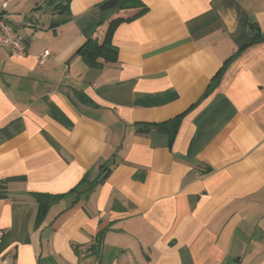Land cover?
<instances>
[{
  "label": "crops",
  "instance_id": "1",
  "mask_svg": "<svg viewBox=\"0 0 264 264\" xmlns=\"http://www.w3.org/2000/svg\"><path fill=\"white\" fill-rule=\"evenodd\" d=\"M104 1L0 0V260L264 264V0H138L92 65Z\"/></svg>",
  "mask_w": 264,
  "mask_h": 264
},
{
  "label": "trees",
  "instance_id": "2",
  "mask_svg": "<svg viewBox=\"0 0 264 264\" xmlns=\"http://www.w3.org/2000/svg\"><path fill=\"white\" fill-rule=\"evenodd\" d=\"M55 9L63 12L67 11L71 0H48V3L58 2ZM64 3V4H63ZM119 6V11L113 14L110 18L101 22L93 36L88 40L84 48L81 50V57L92 65H100V61L105 63H114L117 59V49L112 45V36L115 30L124 23H129L141 15H143L147 8L138 0H106L99 5L100 10H110ZM99 29L101 31H99ZM259 34L257 31L253 33L250 45L257 41ZM223 67L214 75L211 80L213 84L218 80L222 73ZM210 83V85H211ZM209 85V87H210ZM183 114L174 117L173 119L164 123L154 125V130L158 132H165L169 135V139H173L177 125ZM22 180V179H18ZM7 182H0V199L7 198ZM46 208V204L38 202L37 210L38 217L42 215Z\"/></svg>",
  "mask_w": 264,
  "mask_h": 264
},
{
  "label": "built area",
  "instance_id": "3",
  "mask_svg": "<svg viewBox=\"0 0 264 264\" xmlns=\"http://www.w3.org/2000/svg\"><path fill=\"white\" fill-rule=\"evenodd\" d=\"M6 7V3L2 5ZM0 48L8 51L9 56L13 58H23L27 54L26 42L20 38L12 29L9 19L6 15L0 14ZM49 58L47 51L42 52L36 58L38 65L42 66ZM0 233V239L2 238ZM0 264H16L10 256H5L0 260Z\"/></svg>",
  "mask_w": 264,
  "mask_h": 264
}]
</instances>
